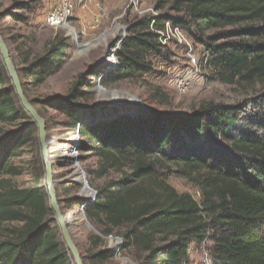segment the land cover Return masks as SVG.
I'll return each instance as SVG.
<instances>
[{"label":"trees","instance_id":"1","mask_svg":"<svg viewBox=\"0 0 264 264\" xmlns=\"http://www.w3.org/2000/svg\"><path fill=\"white\" fill-rule=\"evenodd\" d=\"M153 10L127 22L115 62L99 76L82 71L66 93L39 101L97 159L92 177L119 173L94 198L66 197L67 186L55 184L61 210L83 206L98 231L89 237V264H113L115 252L103 243L109 235L121 238L119 250L133 264H187L190 249L206 242L211 264H264V0H154ZM32 11L28 1L13 0L4 14L25 22ZM166 24L204 45L211 79L262 90L242 102H202L187 114L86 104L88 75L105 86L161 76L158 65L171 57L162 42ZM68 47L57 35L21 61L24 93L62 68ZM35 127L0 57V264H73L49 206L39 150L30 158L31 184H18L23 172L14 162L36 140ZM172 175L194 186L199 199L176 191L167 182Z\"/></svg>","mask_w":264,"mask_h":264},{"label":"rangeland","instance_id":"2","mask_svg":"<svg viewBox=\"0 0 264 264\" xmlns=\"http://www.w3.org/2000/svg\"><path fill=\"white\" fill-rule=\"evenodd\" d=\"M12 1L0 0V33L16 67H20L19 64L24 58L32 59L42 53L55 36L67 38L69 47L62 68L42 84L24 86L25 94L45 120L48 134L53 136L52 142L48 144L53 147L51 154L57 156L51 161L52 171L54 178L63 180L64 186H67L66 189L69 191L65 196L93 198L88 195V191H82V172L88 188L95 192L108 179L117 178L119 173L110 172L104 177H92L91 171L96 170L98 166L97 159L90 152L76 146L78 139L74 137L76 132L61 125L64 117L52 109L40 107L39 101L47 95L66 93L76 75L82 71L93 69L99 76L101 70L104 71L108 66L107 62L114 61L112 55L119 38L126 32L127 22L144 13H152L154 0H66L70 5V12L64 24L55 27L47 24L46 16L59 7L63 0H21L28 1L33 10L28 13L25 22L14 21L4 14V10ZM165 27L167 39L164 43L169 46L171 57L166 65H158V69L163 72L161 76L136 81H119L105 86L98 83V79L94 81L88 75L85 78L90 79L88 87L90 97L84 100L86 104L94 105L97 102L113 104L117 109H128L132 112L137 110L131 106L137 105L136 102L139 101L150 112L167 109L187 114L202 102L237 103L256 96L262 90L258 84L241 88L211 79L210 71L205 64L204 45L181 31L173 30L169 24ZM20 80L24 83L28 79ZM35 138L33 144L20 150L14 162L23 172L18 176L20 186L26 187L31 184L32 175L29 170L31 171L32 152L39 150L40 156L37 128ZM167 182L176 191L187 192L196 200L199 199L198 190L185 179L172 175L168 177ZM56 194L60 199L64 198L63 193ZM81 207L83 208L75 207L65 213L77 211L82 216ZM79 218H74L70 234L84 258L95 249L89 244L90 233L94 232L91 228L97 230L87 219L83 218L84 222H80ZM87 223L91 225L90 230L86 228ZM103 239L105 247L115 252L111 261L113 264H133L131 258L120 252L122 240L119 236L109 235ZM209 249L210 242L198 248L192 247L187 264H211ZM84 259L85 264H89L87 258Z\"/></svg>","mask_w":264,"mask_h":264},{"label":"water","instance_id":"3","mask_svg":"<svg viewBox=\"0 0 264 264\" xmlns=\"http://www.w3.org/2000/svg\"><path fill=\"white\" fill-rule=\"evenodd\" d=\"M125 34L126 32L119 38L117 45L115 47V50L118 48L119 43L122 40V38L125 36ZM115 50L112 55L113 59L115 55ZM0 57H1L3 65L6 69L7 75L10 79L11 85L15 91V94L17 96V99L19 100L21 107L28 114V116L31 118L32 122L35 124L37 128V138L39 142L40 157H41V161L43 165L45 189L47 192V196L49 198V206L54 213V219L60 230L62 241L66 246V249L69 253V256L73 264H84L81 254L76 244L74 243L73 239L71 238L70 226L73 225V222L69 219L68 216L66 217L65 212L61 210V207L58 203L57 196H56L55 184L62 182L63 180H57L53 176L54 172L52 171L51 161L53 158L57 156L48 154V148H49L48 144L49 142H52L53 138L50 139L48 130L46 128L45 120L43 119L41 114L37 111V109L33 106L32 102L26 97L24 93L21 81L16 71V66L10 56L8 46L4 38L2 37L1 33H0ZM114 62H115V59H114ZM136 103L137 105H132L131 107L136 108V110L140 112H146V113L150 112L139 101H137ZM100 106H105V108L109 111L115 108L113 104H106V103L103 104L99 102L93 105L94 108H99ZM74 137H78V134L76 133ZM74 151L75 150L73 148V153ZM75 159L77 160L78 158L75 156ZM76 165H77V162H76ZM81 175L83 176L82 191H88V195L94 198L96 195V192L88 188L87 183L85 181V175L83 174V172L81 173ZM81 212H82L83 217L87 219L83 208ZM74 214L75 213H71V217ZM87 227L91 228V225L87 223ZM116 239L120 240L118 238Z\"/></svg>","mask_w":264,"mask_h":264},{"label":"built area","instance_id":"4","mask_svg":"<svg viewBox=\"0 0 264 264\" xmlns=\"http://www.w3.org/2000/svg\"><path fill=\"white\" fill-rule=\"evenodd\" d=\"M69 12H70V5L66 3V0H63L62 4H60L59 7L55 8V10H53L46 16V22L49 26L52 27L62 25L66 21V17ZM166 34H167V29H166ZM166 39H167V35L165 36V34L164 35L162 34L163 43L165 42Z\"/></svg>","mask_w":264,"mask_h":264},{"label":"crops","instance_id":"5","mask_svg":"<svg viewBox=\"0 0 264 264\" xmlns=\"http://www.w3.org/2000/svg\"><path fill=\"white\" fill-rule=\"evenodd\" d=\"M71 213H75V214L71 217ZM67 214H68V215H67ZM66 215L70 217L69 219H70L72 222H73V220H75V219H74L75 217H77V218L80 217V218H79V219H80L79 221H80V222H84V220H83V218H84L83 215L80 216V215H79V212H77V211H73V212L70 211V212H67V213H65V216H66ZM67 216H66V217H67ZM84 219H85V218H84ZM86 228H87V230H90L89 227H86ZM70 229H71V228H70ZM91 229L94 231L93 233H92V232L90 233L91 235H98V232H97V231H95L93 228H91Z\"/></svg>","mask_w":264,"mask_h":264},{"label":"bare ground","instance_id":"6","mask_svg":"<svg viewBox=\"0 0 264 264\" xmlns=\"http://www.w3.org/2000/svg\"><path fill=\"white\" fill-rule=\"evenodd\" d=\"M49 137H50V139H52L53 138V136L51 135H49ZM50 143V142H49ZM51 149H53V147H51V146H49V148H48V154H51V152H52V150ZM54 156V155H53ZM81 178H83V176H81ZM68 215V214H67ZM66 215V216H67ZM69 217V216H68ZM70 218V217H69Z\"/></svg>","mask_w":264,"mask_h":264}]
</instances>
